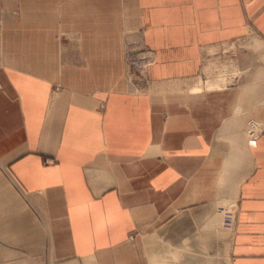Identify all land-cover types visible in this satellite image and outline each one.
Returning a JSON list of instances; mask_svg holds the SVG:
<instances>
[{"label": "crops", "instance_id": "0c3cea01", "mask_svg": "<svg viewBox=\"0 0 264 264\" xmlns=\"http://www.w3.org/2000/svg\"><path fill=\"white\" fill-rule=\"evenodd\" d=\"M244 27L264 60V0H0V264H264V62L228 55ZM214 61L226 84L192 91Z\"/></svg>", "mask_w": 264, "mask_h": 264}, {"label": "rangeland", "instance_id": "374dc122", "mask_svg": "<svg viewBox=\"0 0 264 264\" xmlns=\"http://www.w3.org/2000/svg\"><path fill=\"white\" fill-rule=\"evenodd\" d=\"M123 15V14H121ZM133 16H135V14H133ZM135 19V18H134ZM125 34L128 35L130 34V30H125ZM238 32V33H237ZM251 36H255V33L250 30L248 27H244V28H239L238 30H233L230 31V39L233 40L234 43V47L229 48V53L228 55L231 56L232 58H234V62L237 64L239 62V64L242 66H246L250 63H257L255 68H257L260 64H262L264 62L263 59H258L257 58V54L255 52H253L249 46H247L246 44H248ZM136 41V36L134 38H132ZM143 48L140 45H127V65H129V68H136L135 67V60L136 62L138 61V58L142 57V63L144 69L146 68L147 64H149L151 62V57L148 55L147 52H143ZM143 52V53H142ZM148 56V57H147ZM139 63V62H138ZM136 63V64H138ZM214 64H221L220 62L214 61L212 62ZM212 63H208L209 66H212ZM142 69V68H140ZM132 77L129 79L133 84L137 85L139 83H142V79L144 74L142 73V75L139 72H136L135 74H131ZM231 234V232L229 233ZM228 233L225 234V236L229 235ZM6 240V239H5ZM162 241H165V238H161ZM167 241V240H166ZM164 243V242H163ZM46 264H54L52 261H48Z\"/></svg>", "mask_w": 264, "mask_h": 264}, {"label": "bare ground", "instance_id": "6f19581e", "mask_svg": "<svg viewBox=\"0 0 264 264\" xmlns=\"http://www.w3.org/2000/svg\"><path fill=\"white\" fill-rule=\"evenodd\" d=\"M256 47L257 48H259V47L264 48V45L262 43H260V42H257ZM141 61H142V57L138 58L137 62L135 60V63H138V62H141ZM143 64H144V62H143ZM141 66L142 65H140V67ZM226 67H232V66L231 65H226V64L220 65V64H214L213 63L212 64V69H213V73H214L213 77L212 78H207L205 80L202 77L197 76L194 79V83H193V86H192L191 90L192 91H200V90H202L204 88H206V89H216V88H220V87L224 86L226 84L225 83L226 82V78L223 76V74H220V71H218V70H220L221 68H226ZM129 87H130L131 90H135L136 91V88H135L134 84L131 81H129ZM261 127H262V124L260 122H258V121L251 122V124H250V126L248 128V131H247V135L255 134L257 131H259L261 129ZM222 220H223V216L221 218V224H222Z\"/></svg>", "mask_w": 264, "mask_h": 264}, {"label": "built area", "instance_id": "2783aa9c", "mask_svg": "<svg viewBox=\"0 0 264 264\" xmlns=\"http://www.w3.org/2000/svg\"><path fill=\"white\" fill-rule=\"evenodd\" d=\"M220 212L223 216L221 227L224 230L232 232L235 226L236 210L233 207L221 206Z\"/></svg>", "mask_w": 264, "mask_h": 264}]
</instances>
